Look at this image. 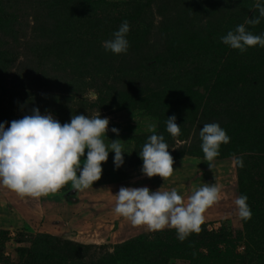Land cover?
<instances>
[{
  "label": "rangeland",
  "instance_id": "rangeland-1",
  "mask_svg": "<svg viewBox=\"0 0 264 264\" xmlns=\"http://www.w3.org/2000/svg\"><path fill=\"white\" fill-rule=\"evenodd\" d=\"M141 1L140 10L143 12L138 21L145 20V26L154 30L149 37L154 47L150 46L149 49L143 42L139 44L140 50L139 45L135 50L131 44L126 54L117 55L105 51L101 42L106 39L100 36L90 50V56L84 60V65L81 60L86 49L80 50L73 44L64 50L59 47L68 36L80 34L76 26L68 24L75 22L73 19L76 16L71 11H78V16H81L84 13L91 15V9L96 10L97 15L107 22L109 12L126 8L128 0H0V103L3 108L0 110V122L18 119L30 112L32 107H37L42 114L51 113L61 123L69 121L72 114L91 116L99 112L101 117L109 118V129H119L118 136L107 131L104 143L107 145L111 143L110 140L119 139L122 149L128 152L124 154L123 165L115 170L112 162L114 153L109 152L107 161L102 163L100 179L85 190H76L69 182L56 193L21 199L11 190L0 186V264H37L42 261L46 264H64L56 256L59 246L62 250L58 255L66 254L63 250L65 247L68 255H73L72 262L84 261L87 264L102 263V260L108 264H150L152 261L155 264H239L246 259L245 256H256L254 237L248 239L250 236L246 231L251 222L248 224L237 215L233 201L241 194L247 196L250 209L256 207L251 221L264 213V164L253 168V158L247 153L215 158L211 169L204 161L198 135L200 127L204 123L216 122L226 131L233 121V116L227 113L222 115L212 111L208 114L202 110L207 103L215 108L229 104L227 100L206 98V93L202 97L197 96L199 86L196 79L203 80L200 76L202 72L192 69L198 65L199 69L205 71L206 62L193 61L191 64L183 61L188 72L186 78L190 77V87L194 93L189 97L191 114L187 118L181 116V123L184 124L182 138L159 132L160 120L148 108L130 106L129 102L122 106L124 104L121 102L109 100L112 95L115 99H123V95L128 94L131 101L137 102L138 95L149 93L152 87H159L164 92L157 81L159 71L152 66L159 56L163 63H169L171 58L169 40L164 33L160 35L159 30L164 15L185 18L182 22L200 19L202 24H217L231 18L234 21V17H247V8L241 10L243 3L237 0H196L194 3L190 0ZM73 2L81 4L80 7L74 6ZM145 6L149 8L144 9ZM44 20L50 21L44 23L48 30L40 25ZM40 49L46 51L45 55L48 54L41 62H34L37 56L32 51L39 52ZM4 52L6 55H3ZM25 55L33 63L22 64ZM211 55L217 53L212 51ZM230 55L226 52L225 58L231 59ZM9 57L16 60L9 64ZM179 66L175 70H171L170 66L165 68L174 74L179 72ZM194 73H199V76ZM82 77L88 81L86 84L81 82ZM236 80L240 81L238 78ZM172 92L176 97L183 91ZM236 92L242 97L240 90ZM168 96L175 98L170 94ZM176 101L178 105L179 100ZM261 101L255 113L245 116L246 120L253 118L257 124L264 120V103ZM177 105L175 102L174 106ZM184 115H187L186 111ZM210 115H214V118ZM218 116H223L225 120ZM190 117L196 118L191 122ZM149 125L153 132L163 135L174 161V171L164 181L159 176L149 178L140 172L142 161L138 153L146 137L152 134L148 130ZM237 156L242 158L243 167L236 164ZM205 183L220 187V200L204 210L201 230L191 233L188 236L191 240L187 237L181 242L173 228L150 231L145 225H132L112 211L115 204L113 194L121 186H147L150 190L176 188L179 194L187 197L192 190ZM39 234H50L71 245L67 247L64 242L56 244L54 255L42 253L45 257L40 256L41 261H36L38 254L34 251L33 240ZM137 236H143L144 246L150 240L154 251H144L145 254L141 255L136 254L139 248H134L133 260L126 257L118 262L115 252L120 249L115 246ZM259 238L264 241V233Z\"/></svg>",
  "mask_w": 264,
  "mask_h": 264
},
{
  "label": "clouds",
  "instance_id": "clouds-1",
  "mask_svg": "<svg viewBox=\"0 0 264 264\" xmlns=\"http://www.w3.org/2000/svg\"><path fill=\"white\" fill-rule=\"evenodd\" d=\"M253 7L258 15L247 18L244 23L220 37V41L238 53L248 48H264V32L253 34L245 25H256L264 18V0H255ZM127 20L121 22L111 38L101 42L105 51L126 54L129 48ZM175 115L168 116L165 130L172 137L180 134ZM7 123V127L5 126ZM109 118L94 115L72 114L69 121L61 123L49 113H41L37 107L18 119L0 122V186L14 192L21 199L40 198L56 193L71 182L72 188L85 190L92 187L102 174V163L114 153V170L124 163V154L119 139L104 143L107 131L119 135L116 127L108 128ZM146 137L138 156L142 161L140 172L146 177L168 178L173 173V158L162 134L152 131ZM200 148L204 161L211 169L212 162L220 154L222 144L230 137L218 123H204L199 129ZM87 150V151H85ZM83 157V159H81ZM235 162L243 167L241 157ZM221 189L216 184H207L191 191L187 197L176 190H150L147 186H121L113 194L112 211L132 225H145L150 231L164 228L175 229L176 237L183 242L191 233H199L204 210L220 200ZM247 196H237L233 203L237 215L244 221L251 218Z\"/></svg>",
  "mask_w": 264,
  "mask_h": 264
},
{
  "label": "trees",
  "instance_id": "trees-1",
  "mask_svg": "<svg viewBox=\"0 0 264 264\" xmlns=\"http://www.w3.org/2000/svg\"><path fill=\"white\" fill-rule=\"evenodd\" d=\"M195 1L196 0H190L191 3H194ZM141 2V0H128L126 8L121 9L118 12H109L107 15L109 18H106L107 22L103 17L97 15L98 13L96 10L94 12L91 9V15L83 12V17L81 14V16H78V11L75 13V11L72 10L73 12L71 11V14L76 16L73 19L75 22L70 21L68 24L76 26V30L77 32H80V34L76 37H72L69 34L70 36H68L64 42L62 41L59 47L64 50L73 44L80 50L84 51L86 49L84 53L85 55L81 60L83 63L84 60H87L90 56V50L94 47L100 36H103L106 40L109 39V35H112L113 31L117 30L121 22L127 20L129 24V32L127 33L129 45L132 44V48L136 50L137 46L144 42V45L151 49L150 46H154L149 37L154 34V30H152V27L150 26H145V20L141 19L138 21L139 16H141V12H143L140 10V6L142 4ZM237 2L243 3L240 8L241 10H245L247 8L246 13H248V15L247 17L243 15V18L235 19L234 17L233 19L235 22L231 18L230 21H223L217 24L209 22L202 24L200 19H192L194 22L186 19L182 22L181 20L185 18L171 16V14L168 16L164 15L162 17L163 23H161L162 28H159V30L161 31L160 35L164 33L165 37L169 40L168 49L171 58L169 59V63H163L159 56L157 57L156 63L154 62L155 64L152 65L155 71H159L157 81L159 82V86L161 84L164 88V92L162 93L159 87H152L149 89V93L138 95V103L131 101L128 94H124L123 99H121L122 97L115 99V96L112 95L109 100L115 103L121 102L124 104H121L122 106H125L129 102L130 106L135 107L140 105L141 108H148L147 110L156 115L160 120L159 132L163 131L165 134H168L165 130V121L167 117L175 115V122L177 121L176 124L180 126V134L178 137L182 138L184 124L181 123V116H185L187 118L189 114H191L192 109L188 107L191 104L189 97L194 93V91H192V86L190 87V77L186 78L188 76V72L186 71L185 63H183V61L186 60L191 64L193 61L206 62L205 71L199 69L198 65L192 69V71H198L199 73L202 72L200 76L203 80L198 81V79H196V84L199 86L196 90L198 92L197 96L202 97L204 96V93H206V98L212 97L218 101L227 100L229 104L220 108H215L207 103L205 107L202 106V110H206L208 114H211L212 111H216L222 113V115L227 113L228 115L233 116V121L230 123V127H228L229 130H226L227 135L230 137V141L227 144L221 145L218 157L229 156L235 153H247V155H250L253 158V168H259L264 164V120L262 119V121L257 124L253 118L248 117L246 120L245 116L255 113L258 103L264 98V48L251 47L244 53H238L237 50L229 48L220 41V37L225 35L228 30L234 29L236 25L244 23L247 18L258 15L257 9L253 7L255 0H237ZM75 5H77L76 7H80L81 4L74 3V6ZM74 6L73 9H75ZM146 8L148 9L149 7L145 6L144 9ZM250 11L252 12L249 14ZM240 13H242V11ZM48 22L50 21L44 20V22H41L40 25L43 26L44 29H47L44 23ZM104 26L106 28H104ZM245 27L253 34L264 32V18H261L259 24H246ZM85 39L87 41H85ZM139 48L140 45L138 46V50H140ZM212 51L216 52L217 55H211ZM32 52L37 56V60L34 62H41L48 54L47 53L45 55L46 51H42L41 49L39 52H36V50H33ZM226 52L231 54V59L225 58ZM3 55H6V53L4 52ZM235 56L237 58H235ZM1 59L2 57H0V60ZM9 59V64L12 63L13 60H16L11 57H9ZM21 62L25 65L33 63L27 55L24 56V60ZM79 64L80 63H72V65L77 66ZM83 64L85 65V63ZM179 65L182 66L180 67ZM165 66H170L171 70H175L179 66V72L177 71L176 73L171 74ZM199 73L194 74L195 76H199ZM84 77H82L81 82L86 84L88 81L84 79ZM237 78L240 81L236 80ZM188 83L189 86H187ZM239 85L240 87L238 88L237 86ZM237 89L242 92V97L240 94H237ZM175 90H181L183 92H180V94L175 97L172 92ZM168 94L175 98H170ZM231 98L233 99L231 100ZM176 99L179 100L178 105ZM175 102L177 106H174ZM261 102L264 103V101ZM1 104L2 103H0V110H3ZM178 106L181 107L179 108ZM185 111L187 115H184ZM210 117L214 118V115H210ZM195 118L196 117H190L189 121L193 122ZM219 118L221 120H225L223 116ZM255 210L256 207L252 208L251 212H254ZM258 213H260V211ZM262 215L252 219V221L251 218L246 221L248 224L251 222V225L247 226L248 229L246 231L250 236L248 239H252L254 237L256 256H250L249 258L245 256L246 259L240 261L239 264H264V241L259 238L260 235L264 233V217ZM202 236L204 237L205 235L202 234ZM188 240H191V237H188ZM61 242H64L67 247L68 245H71V243L61 241L50 234L37 235L33 240V243L35 244L33 246L34 251L38 254V260L36 261H41L39 260L40 256L45 257L42 253H52V255H54L53 252L55 251V245L64 244ZM115 247L120 249L119 251L116 249L115 252V258L118 262L122 259L124 260L126 257H128L129 260H133L135 253L132 251L134 248H139L136 254L142 253L141 255L145 254L143 253L144 251L146 253L148 250L150 252L152 250L154 251V245L150 240H147L144 246L143 236H137L136 238L123 242ZM146 247L147 249H145ZM58 250L59 251L57 253H61V246L58 247ZM63 250L67 255H58L56 253L59 262H63L64 264H87L84 261L72 262L71 258L73 255H68V249L65 247ZM105 262L102 260V263L98 262L97 264H108ZM37 264L46 263L42 261L37 262ZM56 264H58V262ZM109 264H112V262ZM150 264L155 263L152 261Z\"/></svg>",
  "mask_w": 264,
  "mask_h": 264
},
{
  "label": "crops",
  "instance_id": "crops-1",
  "mask_svg": "<svg viewBox=\"0 0 264 264\" xmlns=\"http://www.w3.org/2000/svg\"><path fill=\"white\" fill-rule=\"evenodd\" d=\"M12 209H14V208H12ZM15 210V209H14ZM10 212H12L11 210H9Z\"/></svg>",
  "mask_w": 264,
  "mask_h": 264
}]
</instances>
